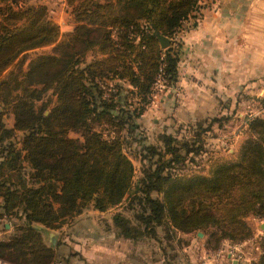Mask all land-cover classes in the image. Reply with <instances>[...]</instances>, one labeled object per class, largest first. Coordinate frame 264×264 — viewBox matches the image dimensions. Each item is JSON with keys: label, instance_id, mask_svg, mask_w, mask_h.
Returning a JSON list of instances; mask_svg holds the SVG:
<instances>
[{"label": "trees", "instance_id": "obj_1", "mask_svg": "<svg viewBox=\"0 0 264 264\" xmlns=\"http://www.w3.org/2000/svg\"><path fill=\"white\" fill-rule=\"evenodd\" d=\"M200 1L66 0L76 25L62 34L46 5L0 0V103L13 114L7 128L0 112V218L21 221L9 242L0 241V250L49 264V249L33 224L53 228L89 206L105 211L136 196L122 131L137 127L158 77L169 87L178 81L180 51L170 45L189 20L197 25ZM157 33L170 40L166 48ZM49 45L51 53L30 59L26 70L21 65L1 76L25 51ZM89 51L100 56L85 63ZM115 80L131 87L125 96ZM47 91L55 96L52 105L42 101ZM247 125L251 136L238 157L218 164L208 177H177L166 170L177 149L165 137L170 157L145 173L138 189L147 212L138 219L145 227L164 220L182 232L210 230L218 241L247 238L244 218H264V117ZM114 220L129 237L130 222H118V215ZM261 246L262 257L251 264H264V238Z\"/></svg>", "mask_w": 264, "mask_h": 264}, {"label": "rangeland", "instance_id": "obj_2", "mask_svg": "<svg viewBox=\"0 0 264 264\" xmlns=\"http://www.w3.org/2000/svg\"><path fill=\"white\" fill-rule=\"evenodd\" d=\"M24 1L27 5H46L51 20L59 26L62 34L71 31L76 25L71 7H68L65 0ZM227 4L231 6L229 0L200 1L204 15L218 7L226 8ZM191 22L189 20L185 23V29L172 38L170 46L174 51L183 50L184 37L193 28ZM51 50L52 45L25 51L1 76H6L21 65L26 70L30 59L39 54L51 53ZM99 56L96 52L89 51L85 63ZM206 68L205 62L200 63L199 60L194 61L188 57L186 70L182 66L178 71V77L180 73L187 79L185 87L177 83L169 87L158 77L149 105L136 120L137 127L131 133L122 131L123 150L134 166L133 190L137 191L135 197L131 195L121 205L105 211L89 206L53 228L33 224L42 244L49 249V264H251L258 261V256V259L262 257L264 218L257 219L252 215L244 218L250 235L241 241H231L228 238L218 241L210 235V230L188 233L178 231L167 228L164 220L145 227L144 222L138 219L140 214L147 213L140 206L143 197L140 192L143 187L141 180L145 178V173L153 171L170 157L166 153L165 137H169L171 147L177 149L172 167H167L166 170L177 177H208L215 166L238 157L241 144L251 136L248 120L264 117V82L240 81L232 89V83L227 81L221 83L217 80H203L207 74ZM114 82L122 84L124 96L127 89H131L127 83ZM54 99L51 91H47L42 101L48 100L52 105ZM40 104L39 101L36 105ZM48 108L44 110V114L48 113ZM0 112L4 113L6 127H12L11 107L0 103ZM69 136L81 140L78 133L70 132ZM21 137L22 133L17 132L16 141ZM16 147H20V143ZM150 196L161 197L156 192H151ZM115 215L119 216L118 222H130L129 237L121 234L114 220ZM20 223L15 217L0 218V241L9 242ZM152 228L154 235L149 233ZM0 251L3 254L0 255V264L41 263V259L31 261V255L15 252L11 256L6 249Z\"/></svg>", "mask_w": 264, "mask_h": 264}, {"label": "crops", "instance_id": "obj_3", "mask_svg": "<svg viewBox=\"0 0 264 264\" xmlns=\"http://www.w3.org/2000/svg\"><path fill=\"white\" fill-rule=\"evenodd\" d=\"M229 1L231 6L218 7L207 15L201 9L199 22L184 37L178 71L182 66L186 70L189 57L206 63L205 81H227L232 89L240 81L264 82V0ZM176 83L185 87L187 79L179 73Z\"/></svg>", "mask_w": 264, "mask_h": 264}, {"label": "water", "instance_id": "obj_4", "mask_svg": "<svg viewBox=\"0 0 264 264\" xmlns=\"http://www.w3.org/2000/svg\"><path fill=\"white\" fill-rule=\"evenodd\" d=\"M156 37L158 38V40L160 42L161 48H166L170 44V40L167 37L163 36L162 34L157 33ZM263 226H264V224H263Z\"/></svg>", "mask_w": 264, "mask_h": 264}]
</instances>
